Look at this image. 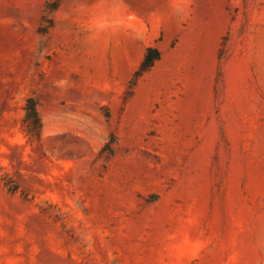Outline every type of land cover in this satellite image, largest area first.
<instances>
[{"label": "rangeland", "instance_id": "374dc122", "mask_svg": "<svg viewBox=\"0 0 264 264\" xmlns=\"http://www.w3.org/2000/svg\"><path fill=\"white\" fill-rule=\"evenodd\" d=\"M0 264H264V0H0Z\"/></svg>", "mask_w": 264, "mask_h": 264}, {"label": "trees", "instance_id": "16d2710c", "mask_svg": "<svg viewBox=\"0 0 264 264\" xmlns=\"http://www.w3.org/2000/svg\"><path fill=\"white\" fill-rule=\"evenodd\" d=\"M52 8V7H51ZM160 50L156 46H148L144 58L141 62L140 68L136 71L134 76V83L147 70H149L154 62L160 58ZM25 116L23 118V129L28 135L29 139H41L42 120L39 115L37 100L34 96H28L25 100Z\"/></svg>", "mask_w": 264, "mask_h": 264}, {"label": "bare ground", "instance_id": "6f19581e", "mask_svg": "<svg viewBox=\"0 0 264 264\" xmlns=\"http://www.w3.org/2000/svg\"><path fill=\"white\" fill-rule=\"evenodd\" d=\"M111 28V25H104L102 27H100L98 30H97V33H103L105 31H109V29Z\"/></svg>", "mask_w": 264, "mask_h": 264}]
</instances>
